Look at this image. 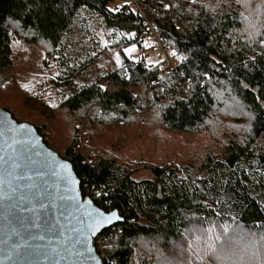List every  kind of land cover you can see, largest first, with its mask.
<instances>
[{"label":"trees","instance_id":"obj_1","mask_svg":"<svg viewBox=\"0 0 264 264\" xmlns=\"http://www.w3.org/2000/svg\"><path fill=\"white\" fill-rule=\"evenodd\" d=\"M115 1L0 0L2 89L17 88L25 106L47 119L59 110L81 115L83 121L72 124L67 148L55 152L71 164L83 197L123 219L94 240L102 264H162L177 246L188 251L194 238L200 242L193 243L184 264H198L190 257L200 255L207 264H224L219 258L229 259L227 264H264V0L142 1L170 49L175 63L170 72L140 55L125 56L122 66L96 76L53 107L15 78L8 82L14 39L43 44L50 57H64L69 43L77 46L75 35L81 33L82 39L89 31L91 16L126 35L111 49L135 46L148 51L142 19L134 12L125 15L121 0L118 8ZM94 61L95 56L83 60L82 69ZM72 76L64 73L53 85L63 90L72 84ZM230 101L241 111L232 114L224 107ZM145 102L152 114L136 129L150 124L154 129L148 134L156 137L150 153L142 149L145 160L127 162L114 151L128 137L125 133L107 149L111 154L91 152V142L100 134L92 114L121 118L111 126L123 128L133 125L123 121L137 108L142 110ZM0 108L22 123L2 97ZM91 108L97 112H89ZM36 125L32 126L53 150ZM83 130L89 133L88 142ZM174 135L194 142L173 152ZM96 143L102 145L104 139ZM140 171L147 175L137 178ZM96 193L101 195L93 199ZM222 237L243 239L248 248L227 255L216 248Z\"/></svg>","mask_w":264,"mask_h":264},{"label":"water","instance_id":"obj_2","mask_svg":"<svg viewBox=\"0 0 264 264\" xmlns=\"http://www.w3.org/2000/svg\"><path fill=\"white\" fill-rule=\"evenodd\" d=\"M122 221L82 196L71 164L32 125L0 108V264H102L94 240Z\"/></svg>","mask_w":264,"mask_h":264},{"label":"rangeland","instance_id":"obj_3","mask_svg":"<svg viewBox=\"0 0 264 264\" xmlns=\"http://www.w3.org/2000/svg\"><path fill=\"white\" fill-rule=\"evenodd\" d=\"M113 5L118 8L120 6V0H116ZM90 19L91 26L89 31H84V38L82 39H80L81 33L75 35L78 40L77 46L74 43H69L66 50H63L64 57H59L58 55L50 57L47 54L46 46L43 44L24 42L23 37L14 39L11 50L14 68L9 73L8 82L15 78L18 85L31 92V94L37 99L42 100L44 103L53 107L67 94H70L75 89L94 81L96 76L103 75L106 72H110L113 69L122 66L125 56H128L129 59H136L140 56L143 57L144 53L147 55L144 57L146 62L157 66L153 53V44L148 42L151 46L148 51H140L135 48V46H127L122 50L111 49L124 38L127 39L126 35L110 28H106L99 19L98 21L95 20L94 16H91ZM94 56L95 61L93 64L88 68L82 69L83 60L93 58ZM73 70H77V72L74 74ZM64 73L67 76H72L73 74L74 76L71 78L72 84L62 90L53 85V79H57ZM0 97L6 100L8 106H12L10 109L16 114L18 121L22 123L28 122V124L31 123L30 125L37 124L36 126L42 130L44 137L47 138L46 144L50 146L54 152L63 153V150L69 145L72 124L74 122L79 123L83 121L81 115L76 117L69 116L62 110L55 111L52 117L47 119L48 117L41 115L37 109H29L25 106V99L23 101V97L17 88L6 90L2 89V86L0 85ZM220 104L222 105L223 102ZM149 105V102H145V106H143L142 110L137 108L134 113H131L123 122L125 125H133H126L123 128H120L122 125L111 126L113 121H121V118H113L112 116H108L101 112L97 113V116L92 114L91 119L95 121L96 129L99 130L100 134L96 133V140L91 142V152H109V154H111L108 150L111 148L113 149L114 140L118 138L119 134L125 133L129 138H122L120 143L121 148L118 149V147H115L114 151L120 153L121 157H124L121 158V160L127 161V159H129L132 163H139V160L141 159L145 160V157L142 155V149L145 148L147 154L150 153L151 146L156 140V137L154 134L148 133L154 128L151 127L150 124L141 126L139 130L136 128L139 124H144L146 122V116L152 114ZM224 107L233 112L232 114L241 111L232 101L225 103ZM88 111L92 113L97 112V110L92 108ZM88 117L90 116L88 115ZM139 132L142 133L139 135ZM82 135H84V140L88 142L87 136L89 133H87L86 130H83ZM132 135L133 138H131ZM189 137L192 138V136ZM99 138L104 139L102 145L96 143ZM170 141L174 144L170 147L173 152L182 149V147H185L186 145H191L192 142H194V140H188L182 138V136L176 135L172 136ZM128 152H135V154H132L127 158L124 155ZM151 156L152 154H149V158L153 160ZM170 157L172 162L176 161L175 154H172ZM146 175L147 173L145 171H140L136 174V177L142 178ZM226 238L227 237H222L221 240L218 239L216 248L226 252L227 255L239 251L240 248H248L247 245L244 246L243 239H237L234 241L233 239ZM195 241L200 242L199 239L194 238L193 241L187 245L189 250L194 249L195 245L193 243H195ZM181 247L182 246H177V248H174V251L163 259L162 264H184V261H186L185 257L189 250H186L187 252L185 250H179ZM177 255L178 257H176ZM171 258L172 260H170ZM190 258L194 259L198 264H207L204 261L203 255L202 257L200 255L198 258L192 256ZM218 260L224 264H227V262L230 263L229 259L219 258Z\"/></svg>","mask_w":264,"mask_h":264},{"label":"built area","instance_id":"obj_4","mask_svg":"<svg viewBox=\"0 0 264 264\" xmlns=\"http://www.w3.org/2000/svg\"><path fill=\"white\" fill-rule=\"evenodd\" d=\"M144 0H121V5L124 7V14L128 15L130 12H134L142 19L143 24L147 29V40L153 44V53L155 57V63L162 72H170L174 67L175 63L170 58V49L168 48L166 42L159 38L158 30L155 25H153L143 8ZM147 55L143 53V57ZM93 199L98 198L97 193L92 194ZM110 212V211H109Z\"/></svg>","mask_w":264,"mask_h":264},{"label":"snow or ice","instance_id":"obj_5","mask_svg":"<svg viewBox=\"0 0 264 264\" xmlns=\"http://www.w3.org/2000/svg\"><path fill=\"white\" fill-rule=\"evenodd\" d=\"M97 195H101V193H97ZM98 215L100 217V219L97 221L98 224H102L103 222H110V217H105L103 213H99ZM77 254H82V253H77Z\"/></svg>","mask_w":264,"mask_h":264}]
</instances>
